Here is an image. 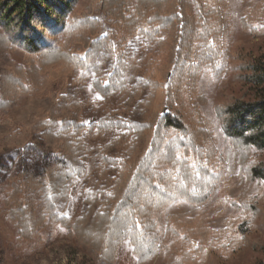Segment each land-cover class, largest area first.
Segmentation results:
<instances>
[{"label":"rangeland","instance_id":"rangeland-1","mask_svg":"<svg viewBox=\"0 0 264 264\" xmlns=\"http://www.w3.org/2000/svg\"><path fill=\"white\" fill-rule=\"evenodd\" d=\"M86 3L83 0L81 7ZM95 6L92 16L99 23V37L107 36L115 49L101 62L100 81L106 84L105 79L117 71L124 89L102 96L94 87L93 74L73 71L62 82L34 73L27 77L28 90L15 103L8 102L10 108H0V264H178L186 254L193 259L186 258V264L264 262V182L252 180L235 163L232 146L214 116L215 107L249 99L248 86L239 80L243 75L240 67L264 59V0H220L218 7L224 20L219 37L207 45H194L192 65L198 72L193 86L183 80L172 83L173 68L165 77L171 59L164 51L180 33V25L171 32H161L155 40L146 37V24L126 36L107 24L100 0ZM159 41L164 44L158 46ZM69 48L76 56L84 57L78 44L71 42ZM11 63L25 72L29 70L21 52L0 53V89L2 74ZM161 86L166 95L172 91L174 100L171 105L162 101V113H194L203 121L204 145L213 150L212 169L221 178L206 203L176 201L164 208L157 221L158 251L149 263L138 262L128 240L116 248L112 262L105 263L91 256L58 220H77L86 212L85 198L99 188L109 187L98 175L97 151L120 139L119 146L114 144L108 155L123 161L129 142L136 138L128 133L127 126L131 124L140 132L139 151L149 147L146 139L150 132L142 125L153 119ZM28 101L35 106L52 102L58 110L62 104H79L78 120L84 127L99 123L104 127L108 123L105 129L94 128L92 133L82 135L88 151L81 160L83 172L63 201L61 186L53 187L46 180L38 183L46 165L52 167L54 175L62 172L61 158L44 147L39 134L33 140L16 118L10 119L14 117L11 110L24 107ZM188 159L193 163L191 156ZM249 162L264 163V151L252 150ZM107 170L113 178L116 170L112 165ZM51 194L53 205L47 209L46 199ZM28 218L31 223L41 222L36 232H23L21 238L17 231Z\"/></svg>","mask_w":264,"mask_h":264},{"label":"trees","instance_id":"trees-1","mask_svg":"<svg viewBox=\"0 0 264 264\" xmlns=\"http://www.w3.org/2000/svg\"><path fill=\"white\" fill-rule=\"evenodd\" d=\"M82 1L0 0V53L21 52L23 64L29 68L25 72L11 63L5 69L0 108H10L8 102L15 103L28 90L27 77L34 73L63 82L70 72L81 71L96 77L94 87L102 96L122 92L124 83L117 71L105 79L106 84L100 81L101 62L115 49L107 36L99 37V23L92 16L96 0H86L84 8ZM219 5L220 0H100L107 24L126 36L146 24L149 29L146 37L155 40L161 32H171L180 25V33L164 51L171 59L165 77L173 68L172 83L183 80L192 86L198 72L197 66L192 65L194 45L196 42L207 45L219 37L224 20ZM37 18L43 23L38 24ZM163 41L156 44H164ZM71 42L84 50L82 59L69 48ZM240 72L243 75L239 80L248 86L249 99L215 107L214 116L232 146L235 163L252 180L264 182V163L249 162L252 150L264 151V59L242 64ZM156 99L153 119L142 125L150 132L146 139L149 147L139 151L140 132L131 124L127 126L128 133L136 138L129 142L123 161L112 160L108 155L114 144L119 146L120 139L97 151L98 175L109 187L99 188L85 198L86 212L77 220L63 217L58 220L91 256L105 263L112 262L116 248L124 240H128L139 263H149L158 251L157 221L164 208L176 201L191 205L206 203L221 178L212 169L213 150L204 145L203 121L194 113H162V101L167 105L174 101L172 91L166 95L162 86ZM12 110L14 117L10 119L16 118L33 140L39 134L44 147L61 158L62 172L54 175L52 167L46 165L38 183L46 180L53 187L61 186L63 201L83 172L81 160L88 151L82 135L92 133L94 128L105 129L108 123L104 127L102 123L84 127L78 120L79 104H62L58 110L52 102L35 106L28 101L24 107ZM108 165L116 170L113 178H109ZM53 194L46 199L47 209L53 205ZM39 222L31 223L29 219L20 224L18 236L23 238V232L33 234ZM188 255L179 258L178 264H186V258L193 260Z\"/></svg>","mask_w":264,"mask_h":264},{"label":"snow or ice","instance_id":"snow-or-ice-1","mask_svg":"<svg viewBox=\"0 0 264 264\" xmlns=\"http://www.w3.org/2000/svg\"><path fill=\"white\" fill-rule=\"evenodd\" d=\"M37 23H38V24H42V23H43V20L40 19V18H37ZM98 98H99V97H98Z\"/></svg>","mask_w":264,"mask_h":264}]
</instances>
